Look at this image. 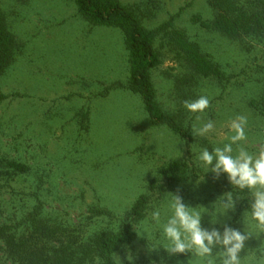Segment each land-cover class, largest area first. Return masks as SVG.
<instances>
[{
    "label": "rangeland",
    "instance_id": "374dc122",
    "mask_svg": "<svg viewBox=\"0 0 264 264\" xmlns=\"http://www.w3.org/2000/svg\"><path fill=\"white\" fill-rule=\"evenodd\" d=\"M118 1L137 6L147 30L178 14L175 28L210 56L227 82L189 76V70L172 60L167 46L162 49L161 64L151 72L157 102L183 129L189 128L195 140L187 142L165 126L152 125L141 98L126 88L129 63L121 31L90 25L72 0H0V13L15 41V58L0 74V95L8 96L0 102V158L29 167L2 196L10 202L9 212L30 208L34 194L44 203L46 216L76 225L98 207L113 215L115 229L129 220L137 198L151 193L152 180L166 187L163 166L181 161L187 165V181L167 187L162 195L153 192L145 217L132 225L135 241L115 255L116 263L117 256L120 264H207L194 253L169 254L164 249L169 241L163 227L178 195L200 212L202 228L222 234L229 226L249 233L239 254L242 264H264V229L247 210L234 220L245 197L235 194L227 174L215 177L211 165L208 170L198 159L202 149L211 152L229 143L231 121L241 115L247 117V139L239 146L253 156L264 147V115L249 106L264 90L263 48L244 47L202 29L196 20L212 18L207 0ZM111 84L112 90L100 95ZM200 96L208 97L210 106L202 114L189 112L183 102ZM79 113L88 114L83 123L87 129ZM208 120L213 131L197 135L194 129ZM237 154L234 144L232 155ZM227 193L233 207L224 209ZM154 210L160 211L159 223L151 219ZM97 221L108 223L104 218ZM221 250L214 247L213 256Z\"/></svg>",
    "mask_w": 264,
    "mask_h": 264
},
{
    "label": "trees",
    "instance_id": "16d2710c",
    "mask_svg": "<svg viewBox=\"0 0 264 264\" xmlns=\"http://www.w3.org/2000/svg\"><path fill=\"white\" fill-rule=\"evenodd\" d=\"M72 1L78 14L90 25L112 27L122 32L129 63L126 88L141 98L151 124L165 126L187 142L194 141L189 128L183 129L177 118L164 112L157 102L151 72L161 64L162 49L167 46L172 60L189 70V76L195 79L211 78L219 84L228 79L197 43L175 28L178 14L158 28L147 30L142 25V12L137 6L123 5L118 0ZM207 5L212 18L196 20L202 29L218 33L244 47L255 44L264 50V0H207ZM157 42L160 43L158 47ZM14 51V37L8 32L5 18L0 13V74L13 62ZM113 87L112 84L105 86L100 95L108 94ZM6 98L8 96L0 95V102ZM249 106L259 115H264V90L258 101H251ZM78 117L81 125L88 121L86 113H79ZM83 127L87 129L88 126ZM28 172L26 164L0 158V264H117L115 255L135 241L132 225L145 217L153 192L159 190V195H162L167 187L183 184L188 179L185 162L167 163L161 170V175L166 178V187L158 186L159 180H152L148 185L151 193L139 196L129 211V220L114 229L113 215L98 207L88 210L84 220L87 223L76 225L46 216L44 203L34 194L35 203L30 208L24 210L22 207L10 213V202L2 196L11 189L10 183L16 176ZM234 191L245 197L236 208V220L243 210L251 213L253 200L248 189L234 186ZM100 218L108 220L106 226L102 222L99 224L97 220Z\"/></svg>",
    "mask_w": 264,
    "mask_h": 264
},
{
    "label": "clouds",
    "instance_id": "9594fccd",
    "mask_svg": "<svg viewBox=\"0 0 264 264\" xmlns=\"http://www.w3.org/2000/svg\"><path fill=\"white\" fill-rule=\"evenodd\" d=\"M183 103L192 113L202 114L210 106V100L206 96L185 100ZM246 125L247 117L237 116L230 124L234 134L228 137L229 143L224 144L223 147H215L211 152L207 148L202 149L198 159L208 170L211 165L210 171L215 177L225 173L233 186L241 190L248 189L252 193L251 218L259 228L264 229V147L258 155L253 156L244 147L239 146L238 142L247 139ZM213 129V122L208 120L194 130L197 135L204 136ZM234 144L238 146V154L235 156L232 155ZM226 201L223 203L224 209L232 208L231 193L226 194ZM171 208L173 215L163 227L164 235L169 241V245L164 249L169 254L191 252L206 259L207 264H242L239 254L244 249L249 233L242 234L229 226H224L222 234L215 228L212 230L202 228L200 212L186 206L178 195L173 196ZM151 219L159 223L160 211L154 210ZM216 246H220L222 250L213 256V248ZM116 258L120 264L119 257Z\"/></svg>",
    "mask_w": 264,
    "mask_h": 264
}]
</instances>
